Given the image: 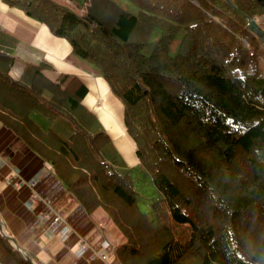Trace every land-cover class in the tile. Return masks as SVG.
I'll return each instance as SVG.
<instances>
[{
  "label": "trees",
  "instance_id": "16d2710c",
  "mask_svg": "<svg viewBox=\"0 0 264 264\" xmlns=\"http://www.w3.org/2000/svg\"><path fill=\"white\" fill-rule=\"evenodd\" d=\"M67 40L124 105L128 165L83 105L77 76L46 62L11 76L19 41L0 30V121L92 213L113 197L140 230L122 264H264V30L257 0H1ZM178 38L176 53L171 45ZM152 43L149 48V44ZM162 194L143 210L137 178ZM1 233L0 264H34ZM9 243V245H8Z\"/></svg>",
  "mask_w": 264,
  "mask_h": 264
},
{
  "label": "crops",
  "instance_id": "0c3cea01",
  "mask_svg": "<svg viewBox=\"0 0 264 264\" xmlns=\"http://www.w3.org/2000/svg\"><path fill=\"white\" fill-rule=\"evenodd\" d=\"M0 30L19 41L13 50L14 79L22 78L28 63L43 62L50 65L43 73L51 80H57L62 73L77 75L88 88L83 105L98 117L124 161L130 166L139 164L124 123L123 103L96 69L72 52L67 40L54 36L45 24L1 0ZM32 179L36 180L34 188L28 186ZM33 189L41 198L35 207L30 206ZM49 213L52 217L60 216V221L54 225L51 220L38 222V215ZM0 223L1 233L11 242L15 240L19 250L34 264H104L99 257L103 241L109 243L111 259L122 264L116 250L139 228L113 197L90 213L67 190L52 165L1 121ZM64 227L71 229L65 239L61 237ZM81 243L87 248L79 254Z\"/></svg>",
  "mask_w": 264,
  "mask_h": 264
},
{
  "label": "rangeland",
  "instance_id": "374dc122",
  "mask_svg": "<svg viewBox=\"0 0 264 264\" xmlns=\"http://www.w3.org/2000/svg\"><path fill=\"white\" fill-rule=\"evenodd\" d=\"M59 2H61L62 4L68 6V7H72L73 10H76L77 12H79L80 14H82L83 10L79 11L78 9H76L75 5L73 3H71L70 0H58ZM16 8V7H15ZM16 10H20L21 12L23 11L22 9L20 8H16ZM24 12V11H23ZM26 14V13H25ZM27 15V14H26ZM179 40L180 38H178L175 42L172 43L171 45V52L172 54L176 53L177 51V47H178V44H179ZM152 43L149 44V48L151 47ZM87 64H89V66H93L96 71L100 74L99 70L97 69V67H95L92 63H89L87 62ZM31 181V180H30ZM29 181V182H30ZM29 182H28V186L30 188H34V187H31L29 185ZM136 187L137 189L140 191L141 195H142V198H140V201H141V206H142V209L143 210H147V206L148 204L155 200V199H158L162 196V194L156 189V187L154 186L153 182L151 181L150 177H141L139 176V179L137 178V182H136ZM116 200V199H115ZM117 201V200H116ZM121 204V203H120ZM129 213V211H127ZM130 214V213H129ZM130 216L132 217V215L130 214ZM133 218V217H132ZM134 219V218H133ZM135 223L137 224V226L139 227L138 228V231L140 230V226L139 224L137 223V221L134 219ZM137 231V232H138ZM134 236V235H133ZM8 242H10V240H8ZM12 243V242H11ZM9 245V243H8ZM13 245V244H12ZM10 246V245H9Z\"/></svg>",
  "mask_w": 264,
  "mask_h": 264
},
{
  "label": "built area",
  "instance_id": "2783aa9c",
  "mask_svg": "<svg viewBox=\"0 0 264 264\" xmlns=\"http://www.w3.org/2000/svg\"><path fill=\"white\" fill-rule=\"evenodd\" d=\"M35 179H32L29 182V185L31 187H34L35 185ZM40 196L39 194L33 189L32 191V195L30 198V206L31 207H35L39 201H40ZM61 217L60 216H54L52 217V214H40L38 215V222H47L51 220V224H57L60 221ZM71 229L70 227H64L62 232H61V237L63 239L67 238V236L70 234ZM87 246L85 244H80V249H79V254H82L85 250H86ZM99 257L103 260L104 264H117V262H115L114 260L111 259L110 255H109V243L107 241H103L101 243V250L99 252Z\"/></svg>",
  "mask_w": 264,
  "mask_h": 264
},
{
  "label": "water",
  "instance_id": "95a60500",
  "mask_svg": "<svg viewBox=\"0 0 264 264\" xmlns=\"http://www.w3.org/2000/svg\"><path fill=\"white\" fill-rule=\"evenodd\" d=\"M261 6H264V0H257ZM247 22L251 28V30L260 38L261 42L264 45V30L261 26L256 22L255 18H250L246 15ZM15 246H17V242L15 240L12 241ZM29 259V257L27 256Z\"/></svg>",
  "mask_w": 264,
  "mask_h": 264
}]
</instances>
